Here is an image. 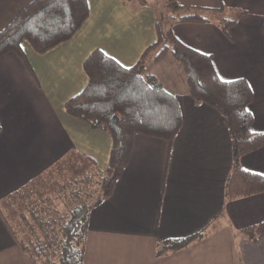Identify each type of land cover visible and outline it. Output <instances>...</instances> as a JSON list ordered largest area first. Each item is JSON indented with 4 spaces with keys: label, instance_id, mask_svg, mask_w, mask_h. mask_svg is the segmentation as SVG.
I'll list each match as a JSON object with an SVG mask.
<instances>
[{
    "label": "crops",
    "instance_id": "obj_1",
    "mask_svg": "<svg viewBox=\"0 0 264 264\" xmlns=\"http://www.w3.org/2000/svg\"><path fill=\"white\" fill-rule=\"evenodd\" d=\"M30 0H0V30ZM89 15L68 40L38 53L24 42L32 71L14 52L0 56V200L62 157L82 151L106 168L112 139L65 111L87 83L85 58L101 49L124 66L156 39L157 9L139 0H87ZM182 5L245 10L224 33L213 23L179 22L172 33L211 57L222 80L244 78L252 91L251 130L264 131V0H177ZM223 14H229L224 11ZM146 71L176 96L181 126L172 140L136 134L126 168L109 198L92 209L82 264H264V192L227 200L231 144L220 113L195 103L171 53L148 58ZM264 175V146L240 158ZM203 235L157 254L166 239ZM0 264H30L0 214Z\"/></svg>",
    "mask_w": 264,
    "mask_h": 264
},
{
    "label": "trees",
    "instance_id": "obj_2",
    "mask_svg": "<svg viewBox=\"0 0 264 264\" xmlns=\"http://www.w3.org/2000/svg\"><path fill=\"white\" fill-rule=\"evenodd\" d=\"M163 3L166 11L156 21V39L141 57L124 66L101 49H94L83 62L87 83L64 104L68 114L110 134L107 167L71 149L0 200V214L30 264H82L90 213L111 196L128 164L134 136L143 134L171 143L178 133L182 121L178 100L146 71L145 62L150 57L158 61L171 53L184 70L193 101L212 106L222 116L231 144L226 199L264 192V175L240 163L242 155L264 146V131L251 130L248 104L252 91L248 82L244 78L220 79L211 57L182 43L171 30L174 23L195 22L213 23L227 33L246 11L182 5L177 0ZM225 10L229 14H223ZM88 15L87 0H30L0 30V56L16 53L31 72L23 43L42 53L70 39ZM163 20L167 21L165 28ZM261 28L264 36V14ZM204 232L166 239L156 253L180 249ZM241 232L255 241L264 232V220Z\"/></svg>",
    "mask_w": 264,
    "mask_h": 264
},
{
    "label": "rangeland",
    "instance_id": "obj_3",
    "mask_svg": "<svg viewBox=\"0 0 264 264\" xmlns=\"http://www.w3.org/2000/svg\"><path fill=\"white\" fill-rule=\"evenodd\" d=\"M147 1L157 9L159 17L161 13H164L166 11L163 0H147ZM162 26L163 28H165L167 26V21L163 20Z\"/></svg>",
    "mask_w": 264,
    "mask_h": 264
}]
</instances>
